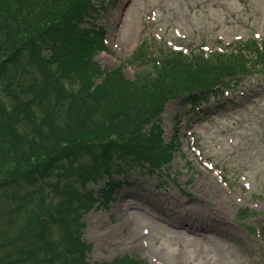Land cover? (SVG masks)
Listing matches in <instances>:
<instances>
[{
	"label": "trees",
	"instance_id": "obj_1",
	"mask_svg": "<svg viewBox=\"0 0 264 264\" xmlns=\"http://www.w3.org/2000/svg\"><path fill=\"white\" fill-rule=\"evenodd\" d=\"M106 8L105 0H0V191L17 200L12 213L25 214L2 234L0 264H148L93 262L85 214L130 181L119 157L171 162L161 119L168 103L198 107L239 83L237 69L264 62V42L252 38L210 57L172 50L157 58L141 44L129 78L96 58L107 30L89 22ZM51 176L59 201L44 186ZM246 215L257 211L244 207Z\"/></svg>",
	"mask_w": 264,
	"mask_h": 264
},
{
	"label": "rangeland",
	"instance_id": "obj_2",
	"mask_svg": "<svg viewBox=\"0 0 264 264\" xmlns=\"http://www.w3.org/2000/svg\"><path fill=\"white\" fill-rule=\"evenodd\" d=\"M105 1L108 9L89 22L110 31L108 48L96 58L129 78L142 42L157 57L172 49L210 57L250 38L264 42V0ZM236 71L241 83L201 108L185 107L181 98L165 107L163 138L173 144L168 165L118 158L131 166L130 181L84 216L93 262L133 256L148 264H264V62ZM57 179L44 185L55 201L62 197ZM16 203L0 191V239L24 220V212L9 210ZM244 207L257 215L240 218Z\"/></svg>",
	"mask_w": 264,
	"mask_h": 264
}]
</instances>
